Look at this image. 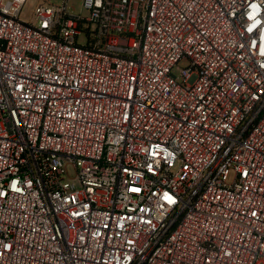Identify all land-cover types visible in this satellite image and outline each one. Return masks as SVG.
I'll return each mask as SVG.
<instances>
[{"label": "built area", "instance_id": "obj_1", "mask_svg": "<svg viewBox=\"0 0 264 264\" xmlns=\"http://www.w3.org/2000/svg\"><path fill=\"white\" fill-rule=\"evenodd\" d=\"M28 1L0 0V264H264V0Z\"/></svg>", "mask_w": 264, "mask_h": 264}, {"label": "rangeland", "instance_id": "obj_2", "mask_svg": "<svg viewBox=\"0 0 264 264\" xmlns=\"http://www.w3.org/2000/svg\"><path fill=\"white\" fill-rule=\"evenodd\" d=\"M53 2L59 3L62 0H52ZM37 0H29L25 7L24 10L21 13V17L25 19L26 21H30L32 17L33 10L35 8ZM68 6L71 10H73V13L78 14L81 13L82 15L87 14V9L83 7L82 0H69ZM182 66L184 64H181ZM68 171L72 177L75 176V170L72 167V165L68 166Z\"/></svg>", "mask_w": 264, "mask_h": 264}]
</instances>
